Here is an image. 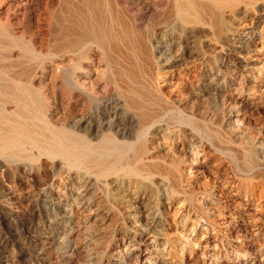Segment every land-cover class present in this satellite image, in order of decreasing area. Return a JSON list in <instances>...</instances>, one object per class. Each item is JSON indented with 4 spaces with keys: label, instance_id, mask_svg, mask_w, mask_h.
Segmentation results:
<instances>
[{
    "label": "bare ground",
    "instance_id": "1",
    "mask_svg": "<svg viewBox=\"0 0 264 264\" xmlns=\"http://www.w3.org/2000/svg\"><path fill=\"white\" fill-rule=\"evenodd\" d=\"M263 45L264 0H0V218L15 216L17 189L41 187L42 221L27 237L43 245V264H75L83 238L67 233L105 192L120 205L105 215V241L89 233L91 264H264V189L254 181L263 171L236 180L224 204L211 190L218 221L201 189L184 186L177 153L198 170L204 155L223 167L224 151L170 116L174 93L195 83L216 98L237 90L230 119L251 120L243 109L264 93ZM252 142L259 161L264 132ZM177 195L189 201L186 216ZM12 237H0V264H29L25 242L6 255Z\"/></svg>",
    "mask_w": 264,
    "mask_h": 264
},
{
    "label": "rangeland",
    "instance_id": "2",
    "mask_svg": "<svg viewBox=\"0 0 264 264\" xmlns=\"http://www.w3.org/2000/svg\"><path fill=\"white\" fill-rule=\"evenodd\" d=\"M263 48H264V45H263ZM193 85L194 86H192L191 88L189 87V89H186L187 93L185 92L186 90H184L185 94L183 92H182V94H180V96L182 95L181 96L182 98L177 93H174L173 102L176 106V111L171 113L170 116L173 119H176V121H177L178 117L182 116L183 120L181 121V124L184 125L183 128H184V130H186V133L189 132L190 135L193 134L195 136L202 138L205 143H208V142L218 143V146L220 144L221 149L224 151L222 154V157H223L224 161L227 162V164L225 162V164H224L225 167L224 166L219 167L213 163L210 164V162H208V160H207L206 155H204L203 158L200 159V161L203 163L202 167H201L202 169L200 168L201 170L200 169L196 170V167H194V166H196L197 164L192 162V159H190L191 157H189V154L187 153V151L182 149L181 151H179L177 153V160L179 162L178 171H180L179 174H180L181 178L184 179V180L182 179L184 186H186L187 188H189V187L191 188V185L196 187V188L199 187V189H201L200 193L197 195L199 201H200V198L202 197L200 202L202 203V205H204L203 200L208 199L209 202L212 203L210 205L212 211L213 212L216 211V213L218 214V215L215 214V218L218 219V221H223L224 217H223V215H221V213H220L221 211L218 210L217 202L216 201L211 202L212 201L211 199H213V197L211 195V190L212 191L215 190L217 192L223 191V193H224L223 196H225V193L230 189L229 186H231L233 183H236V180H239L240 178L245 177L246 175H253V174L257 173L260 170V168L263 171L262 176H261V178L260 177L256 178L254 181L260 183L262 186L261 188H259V192H260V190L264 189V156L259 157V161H260L259 162V161H254L255 159H253L252 155L249 154V152L251 150L250 147L253 144L252 141L256 137H258L261 134V132H264V109L263 108L260 109L258 107L259 106L258 103H260L259 102L260 100H262L261 103L264 105V93H261V95H260L261 99L258 98V101L256 100L255 104H253L254 106L252 105V106L246 107L247 109L246 108L243 109V112L246 113V116L249 115V118L247 117L248 119H246V120H249V119H251V120L245 121V122H238L239 123V127H238L237 126L238 123L235 121H232L230 119V107L232 106V102L233 101L235 102V100H233V99H237V97L239 95H241V93H239L237 90L235 91V89H234L233 92H235V93L233 96H230L227 93H224L223 96L216 98V97H213L210 95H206L204 93L197 94L195 92L197 89V85L195 83ZM235 86L237 87L238 84ZM260 92L258 91L256 93H260ZM254 93H255V90H249L248 91V88H246L243 95H246L249 98V100L251 101L250 98L252 97V95ZM175 94H177V95H175ZM234 96L236 98H234ZM183 97H186L185 99L187 100V102H186L187 105H185L186 108L184 107V104H186V103H181V100H185V99H183ZM179 99H180V102H176ZM180 106H181V109H179ZM246 110L248 111V113ZM184 111H185V113H184ZM174 116H175V118H174ZM197 120L201 121V123H199V121H197ZM247 122H249V123H247ZM196 123L199 125L202 124V126L204 124L203 128L201 127L200 130H198V129L197 130H195V129L191 130L190 127H192V125H196ZM240 132H241V135H240ZM255 146L258 148L261 146V144L256 142ZM225 147L228 149H225ZM248 147H249V149H248ZM230 149L232 151H230ZM262 150L264 153V145H263ZM246 152L248 154H246ZM169 161H170V159L166 160L165 162L168 163ZM196 175H198V176H196ZM195 176L197 177V180L194 181L193 179ZM206 178H207V180H206ZM166 181H169V180L166 179ZM196 183H197V185H196ZM202 183H203V185H202ZM209 186L211 189L209 188ZM28 188H25V189L19 188L15 191V193H16L15 196H12V200H11L12 202L10 203L11 205H9L8 207L13 206L12 208H9V209H12V210L14 209L13 211L15 212L14 213L15 216L12 217V219H10L8 221L3 220L2 217L0 218V222H1L0 223V237H2V238L7 237V236L12 237V235L14 234L12 239H10L8 242V247H7L8 250L6 248V251H8V253L6 255L17 254L19 252L20 244L25 242V244H27L28 251H29V252L27 251L28 258H29V264H43L38 259V254H39L38 252H40V249L43 248V245L40 244L39 242H37V243L30 242L28 237H27V234H28L27 232L29 231L28 225L31 222L34 224L37 221H42L40 217H35V215H37L39 209H42V207H43V205H41V204H43L42 200L44 199L43 194H42L43 191H42V188L38 187V186H30ZM40 191H42V192H40ZM20 194L23 195L25 198L22 197L20 199L19 198ZM106 194H108V193L103 192V193L97 195L94 199L93 205L91 206V208L89 210L81 209L83 211L80 210V214H79L80 218L78 219L79 223L77 224V226L73 227V229L67 233V234L70 233L69 235H71V236L75 235V237L77 236L80 239L83 238L80 240L83 242V246L79 248L80 250L78 249V251L76 252L77 255L75 254V259H74L75 264H91L90 260H89V250H88L89 245H91V241H92V238L90 239V235L92 236V235L97 233V235H96L97 238H98V236L99 237L102 236V238H103L102 240H101V238H98V240L100 242H103L106 240L104 238L105 237L104 232H106L108 229V227H107L108 223L106 224L105 215L107 214V211L109 212V209L112 211L115 209L116 205L117 206L120 205V203H119L120 201L118 198L115 201L113 200L115 202L114 203L111 201L112 196L109 194L108 195H106ZM177 197H176L177 198L176 203L174 204V206H175L174 209L175 208L176 209H178V208L183 209L182 214L184 216H186L185 213H187L188 209H190L189 201L183 195H177ZM225 198H226V196L225 197H219V199H220L219 202L224 204L225 201H228V199L226 198L227 199L226 200ZM262 198L260 200H263ZM257 199H258L257 202H259L260 201L259 198H257ZM110 201L112 202V204ZM18 202H19V204H18ZM28 205L31 207H26ZM111 205L113 206V208ZM21 208H23V209L25 208V210H23ZM16 209H18V210H16ZM22 210H23V213H22ZM2 211L6 212L8 210H6V208L3 209L0 207V213L1 214H2ZM226 211L228 213H226ZM226 211H225V216L228 218L230 214H229V211L227 209H226ZM1 214H0V216H2ZM113 214L111 215L112 219H113L112 222H116L115 220H117L119 218V214L116 211H113ZM93 215H96V217H97V218L94 217L95 220H94V218H92ZM198 215H199V213H198ZM201 216L203 219H205L207 217L205 213L201 214ZM14 218H16V219H14ZM17 218H19V220ZM104 219H105V221H104ZM173 220L174 219H172V221ZM24 226H26V227L24 228ZM74 230H76V231H74ZM86 230H87V232H86ZM80 231H82V232H80ZM172 231H173V233L176 232L178 234L179 233L178 226L174 225ZM89 233H90V235H89ZM211 237H212L213 241H215L213 238V235ZM98 240L96 239L94 241H96V243H97ZM100 242H98L97 244H100ZM105 244H106V246H105ZM107 245H108L107 242L104 243L103 246L100 245L98 252L99 253L106 252L107 251L106 250ZM35 246H36V248H35ZM46 246H49L48 248H51V249L54 248L55 249L56 245L52 246V245L48 244ZM54 249H52V254L57 255L58 253L55 252L56 250L54 251ZM233 251H235V253H237V254L239 252V250H237L236 248ZM35 254H37V255H35ZM136 254H138V252ZM5 263H6V260H4L1 264H5ZM55 264H57V263H55Z\"/></svg>",
    "mask_w": 264,
    "mask_h": 264
}]
</instances>
